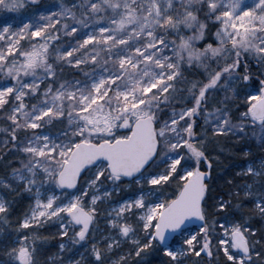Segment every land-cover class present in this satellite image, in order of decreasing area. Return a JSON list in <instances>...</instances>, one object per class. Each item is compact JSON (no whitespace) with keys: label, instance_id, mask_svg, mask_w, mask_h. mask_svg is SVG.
<instances>
[{"label":"snow or ice","instance_id":"6c2138e0","mask_svg":"<svg viewBox=\"0 0 264 264\" xmlns=\"http://www.w3.org/2000/svg\"><path fill=\"white\" fill-rule=\"evenodd\" d=\"M39 3L0 0V264L53 223L44 264H264V156L206 182L220 137L264 146V0Z\"/></svg>","mask_w":264,"mask_h":264},{"label":"trees","instance_id":"16d2710c","mask_svg":"<svg viewBox=\"0 0 264 264\" xmlns=\"http://www.w3.org/2000/svg\"><path fill=\"white\" fill-rule=\"evenodd\" d=\"M54 2H56V0H40L39 6L40 4L50 5ZM250 63L253 65L251 68L252 73L257 74L259 70L254 66V61ZM241 111H244V109L242 108ZM239 139L240 138L234 135L220 137L216 143L218 151L213 152L212 156L218 157V161L214 160L213 162L212 175L208 182L212 188L213 195H224L228 192L236 191V186L244 182L237 176L239 170L238 166L248 161L249 156H255L257 158L264 156V146L256 145L257 141L250 135V133L245 139L243 145L238 142ZM219 149H223L222 155L220 154ZM248 149H251V151L248 152ZM228 181L233 182L231 186L229 185ZM29 203L30 201L27 199L18 198L17 210L13 216V219H15L16 216H22L27 210ZM251 208H253L252 204L245 205L246 212ZM250 219L254 227H260L264 225V220H261L258 213L252 215ZM40 236L47 239V243L40 248V254L38 256L40 264H44L45 260H47L49 256L57 253L58 243L60 242L61 238L59 237L58 227L56 225H46L40 230ZM5 258L6 257L3 255V253L0 252V260ZM145 259L148 264H163L162 253H150ZM195 260L196 258H193V261L189 262V264H194ZM222 260L223 258H221V264ZM202 264H209L207 257L203 258Z\"/></svg>","mask_w":264,"mask_h":264},{"label":"rangeland","instance_id":"374dc122","mask_svg":"<svg viewBox=\"0 0 264 264\" xmlns=\"http://www.w3.org/2000/svg\"><path fill=\"white\" fill-rule=\"evenodd\" d=\"M47 5H49V4H47ZM47 5H42V4H40V7H44V6H47ZM4 16H5V13H4L3 11H0V17H4ZM20 18H21V15H20V14H16V19L19 20ZM253 75H255V74H253ZM200 123L202 124L203 121L201 120ZM257 132H258V129H257ZM249 133H250V135H251V130H249ZM234 136H235V135H234ZM251 136H252V135H251ZM254 139H256V141H257L256 145L261 146V144H260V140H259L258 138H254ZM247 163H248V161H246L245 163H242V164H240V165L238 166V168H239L238 173L241 172V170L246 166ZM237 165H238V164H237ZM30 203H31V202H30ZM100 224H101V227H102V226H103V222L101 221ZM50 225H56V224L53 223V224H50ZM80 251H83V249H81ZM6 259H7V258L2 259V260H6ZM49 263H51V262H49Z\"/></svg>","mask_w":264,"mask_h":264},{"label":"flooded vegetation","instance_id":"af4514ba","mask_svg":"<svg viewBox=\"0 0 264 264\" xmlns=\"http://www.w3.org/2000/svg\"><path fill=\"white\" fill-rule=\"evenodd\" d=\"M0 154H2V153H0ZM11 159H13V157H11V156H8L7 157V159L6 160H4L2 163H7L9 160H11Z\"/></svg>","mask_w":264,"mask_h":264},{"label":"water","instance_id":"95a60500","mask_svg":"<svg viewBox=\"0 0 264 264\" xmlns=\"http://www.w3.org/2000/svg\"><path fill=\"white\" fill-rule=\"evenodd\" d=\"M207 181H208V180H207ZM207 181H206V182H207Z\"/></svg>","mask_w":264,"mask_h":264}]
</instances>
